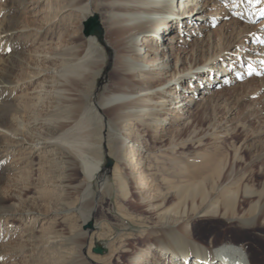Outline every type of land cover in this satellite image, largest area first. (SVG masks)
Returning a JSON list of instances; mask_svg holds the SVG:
<instances>
[{
    "label": "rangeland",
    "instance_id": "obj_1",
    "mask_svg": "<svg viewBox=\"0 0 264 264\" xmlns=\"http://www.w3.org/2000/svg\"><path fill=\"white\" fill-rule=\"evenodd\" d=\"M72 1L0 0V31L13 28V41L23 47L22 57L26 60V64L16 62L10 75L11 88L0 94V105L21 110L12 113L15 126L13 132H8L10 136L0 135V195L4 199V207L0 208V264H143L149 256H153V264H171L168 260L161 263L156 247L169 232L184 234L186 225L197 241H203L200 233L208 226L221 232L213 245L232 242L230 222L204 216L218 205V197L210 194L206 205L198 201L183 203L181 190L203 180L204 173L198 180L191 179L198 167H224V180L217 185L216 193L237 174L258 189L264 183V16L249 13L243 1L236 5L232 0H201L198 6L204 4L205 14L201 22L194 28L193 24L180 23L177 27L173 23L172 31L166 35L170 63L175 67L167 75L166 68L158 65L159 60L153 66L146 62L153 57L151 50L157 53L161 40L155 43L140 37L141 58L135 61L144 68L136 73V80L162 76L169 81L182 65L179 57L185 58L187 67L198 47L207 49L208 57L224 55L215 67L220 71L203 66L207 76L202 82L192 78L194 81L184 83V87L192 89L200 82L191 112L181 111L179 98L171 103L173 94L177 96L172 85L165 97L145 101L153 112L147 114L144 108L132 127L124 131L126 144L131 145L133 137L138 139L132 154L134 161L141 160L143 169L147 168L144 172L149 186L143 191L139 183L129 182L128 194H121L114 185L113 168L118 158L110 153L109 141L116 131L104 117L99 155L103 168L107 156L113 163L110 170L106 168L93 179L92 190L96 193L84 197L74 191L84 174L80 172L70 182L68 163L55 167L59 153L44 142L46 127L61 120L55 119V110L62 91L56 77L62 68V51L92 36L85 33L88 18L83 19L72 8ZM180 1L175 3V9L182 8ZM193 5L190 2L188 7ZM96 13L103 23V11L96 9ZM95 47L103 51L107 61L109 51L104 45L95 42ZM7 52V45L0 39V67L7 66ZM234 64L236 67L231 66ZM104 69L97 75L91 106H97L110 83L109 77L103 79ZM38 71L41 72L37 74ZM211 77L212 83L208 84ZM215 78L222 80L214 81ZM9 95L12 106L6 100ZM29 107H34L31 114ZM138 121L142 124L138 125ZM210 155L214 156L208 159ZM128 160H132L129 155ZM240 205L244 210L260 206L257 197L242 198ZM89 214L94 222L92 229L85 228L90 221L83 222ZM164 216L170 217L169 221ZM164 221L168 224H161ZM246 234L253 236V232ZM96 243L107 251L94 253ZM236 246L242 247V243ZM136 257L139 258L133 261ZM106 258L109 262L104 261Z\"/></svg>",
    "mask_w": 264,
    "mask_h": 264
},
{
    "label": "bare ground",
    "instance_id": "obj_2",
    "mask_svg": "<svg viewBox=\"0 0 264 264\" xmlns=\"http://www.w3.org/2000/svg\"><path fill=\"white\" fill-rule=\"evenodd\" d=\"M177 1L102 0L96 4H91L90 0L72 1V8L79 12L83 19L88 18L86 29L87 23H94L92 19L94 16H97L101 29L95 34H89L92 35L89 38H81V43L75 45L74 48L62 51L63 56L60 58L62 68L58 70L56 77L61 83V90L67 93L61 91L59 94L60 102L55 110L57 116L55 119L61 120L55 121L56 125L54 126L46 127L44 142L52 144L59 153V159L54 162L55 167L68 163L71 169L68 179L70 182L75 180V176L80 172L84 174L81 184L74 187V191L80 192L84 197L96 193L95 190H92L94 187L93 179L99 173L106 171L102 167V158L99 155L101 151L99 138L105 125L103 124L104 117L109 119L116 131L109 141L110 153L118 158L113 168L114 185L121 194H128L129 182L139 183L141 185L139 187L143 191L146 186H149L145 174L147 168L143 169L141 160L134 161V154H132L135 153V145L138 139L130 137L132 144H126L127 134L124 131L132 127L134 119L139 116L144 108H147L145 112L147 114L153 112L151 105H145V101L153 100L156 96L165 97V94L172 89V85H175L174 88L177 89V96L174 97L175 94H173L171 103L179 98L178 104L181 111L191 112L194 103L193 96L195 92H200L201 89L200 82L192 85V89L184 87V83L188 80L189 83L194 81L192 78L200 79L202 82L203 76H207L204 75L207 70H204L203 66H210L213 70L220 71L215 67L218 66L220 57L224 55L213 54L208 57L205 54L207 49L198 47L187 67L184 66V63L186 64L185 58L179 57L182 65L177 67L175 74H171L172 78L169 81L162 76L158 79L148 78L144 81L135 79L136 73L144 68L136 62L141 58L138 47L140 37L146 41L154 40L155 43L161 40V48L157 49V53L151 50L153 57L148 58L146 62L152 63L153 66L155 61L159 60L158 65L161 64L160 67L163 70L166 68L165 74L167 75L170 70L175 68L170 63L171 57L168 54L170 42H166V35L172 31L173 23H176L177 27H180V23L185 26L193 24L192 27L194 28V24H199L203 19L205 14L202 7L204 4L198 6L201 0H181L182 8L175 9ZM242 1L245 9L254 16L264 10V0H259V2L257 0H232L231 2L239 5L242 4ZM190 2L194 5L188 7ZM96 9L103 11V23L100 22ZM189 30L195 31L191 28ZM13 38V28H2L0 39L7 45L9 60L7 66L0 67V94L8 92L11 88L10 75L16 62L26 64V60L24 62L22 57L23 47L16 45ZM95 42H101V45L103 44L104 48L109 51L107 61L104 59L103 51L100 53L101 50L98 51V48H94ZM161 58H163L162 61H160ZM223 62L225 61L223 60ZM231 66L236 67L235 64ZM102 68H105L103 79L109 77L110 83L103 89L97 106H91L89 104L92 101L93 88L97 75ZM224 70L226 68H223ZM40 72L38 71L37 74ZM148 73L151 74L152 72ZM215 75L213 74V76ZM212 78H209L208 84L212 83ZM216 80L221 81L222 79L215 78L214 81ZM158 82L160 85L157 87ZM6 100L12 106V95L6 97ZM162 107L163 110L167 109L164 102H162ZM13 111L20 112L21 110L16 106H12L11 109L0 105V135L9 137L8 132L14 129ZM33 111L34 107H29L30 114ZM140 124L142 123L138 121V125ZM16 134L19 133L16 132ZM214 154L216 153L214 152ZM128 155L132 159L131 161L128 160ZM211 156L214 155H210L208 159ZM1 165L0 157V173ZM207 168L209 167H198L196 168L198 170L190 175L194 181V179L198 180L200 176L205 174L202 181L192 183L186 189L181 190L182 202L194 204L198 201L204 205L211 200L210 194H215L219 203L207 210L204 216L219 217L230 222L229 232L232 242L224 243V241L219 246L213 245L215 240L221 236V232L208 226L202 229L203 232L200 233L203 241H197L193 237L192 230L186 225L184 234L169 232L165 234L163 239L159 240V245L156 248L161 255V263H166L168 260L171 264H264V183L260 189L256 186L255 188L249 181H244L242 176L236 173L237 175L232 180H228L229 183L227 182V185L224 188L221 187L223 189L220 188V192L216 193L217 185L220 184L221 180H224V167ZM203 169L207 172H203ZM252 171V169L249 170L250 173ZM2 179L0 174V183ZM208 184L211 186L208 187ZM255 197H257L260 206L254 205L245 210L241 208L242 198ZM3 203L4 199L0 195V208L4 207ZM90 216L91 214L84 218L83 222L90 221ZM164 219L169 221L170 217L164 216ZM175 219L173 218V221ZM165 221L161 224H168ZM241 231H245V234L243 235ZM247 231L253 232V236L246 234ZM240 243H242V247L236 246ZM138 258H133V261ZM104 261L109 262L107 258ZM152 261L153 256H149L143 264H153Z\"/></svg>",
    "mask_w": 264,
    "mask_h": 264
},
{
    "label": "water",
    "instance_id": "obj_3",
    "mask_svg": "<svg viewBox=\"0 0 264 264\" xmlns=\"http://www.w3.org/2000/svg\"><path fill=\"white\" fill-rule=\"evenodd\" d=\"M92 19L94 20V23L93 24H92V22H90V24L87 23V29L85 31V33L87 35H89V34H95L97 31H99L101 29V27L99 25V22L97 20V16H94ZM112 163H113V159L111 157L107 156L106 157V164H105L104 168L105 169L107 168V170H110ZM85 228L86 229L87 228H90V229L94 228V222H93V220H91L85 226ZM92 250H93L94 253H97V254H104L107 251V249L104 246H101L99 243H96Z\"/></svg>",
    "mask_w": 264,
    "mask_h": 264
},
{
    "label": "snow or ice",
    "instance_id": "obj_4",
    "mask_svg": "<svg viewBox=\"0 0 264 264\" xmlns=\"http://www.w3.org/2000/svg\"><path fill=\"white\" fill-rule=\"evenodd\" d=\"M257 2H259V0H257ZM260 14L264 16V10H262Z\"/></svg>",
    "mask_w": 264,
    "mask_h": 264
}]
</instances>
